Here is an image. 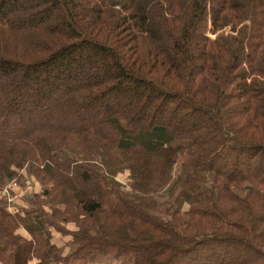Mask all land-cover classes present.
Here are the masks:
<instances>
[{
    "label": "trees",
    "instance_id": "1",
    "mask_svg": "<svg viewBox=\"0 0 264 264\" xmlns=\"http://www.w3.org/2000/svg\"><path fill=\"white\" fill-rule=\"evenodd\" d=\"M25 174L0 264H264V0H0V193Z\"/></svg>",
    "mask_w": 264,
    "mask_h": 264
},
{
    "label": "rangeland",
    "instance_id": "2",
    "mask_svg": "<svg viewBox=\"0 0 264 264\" xmlns=\"http://www.w3.org/2000/svg\"><path fill=\"white\" fill-rule=\"evenodd\" d=\"M108 61H110V60H108ZM92 72L93 71H91V69H89V72L88 73L90 74ZM20 93L23 94V95L30 96V95H28L26 93V90H22V91L20 90ZM30 97H34L33 94ZM53 98H54L53 96L49 97V99L42 104L43 105L42 108L47 107V108L50 109V110L47 109L48 110L47 113H49V112L53 113L54 112V110L52 108L53 107V104H54V102H52V99ZM50 100H51V102H50ZM15 105H17V104H15ZM138 107L139 106H137V108ZM39 111L42 112V110H39ZM44 113H45V111H44ZM171 114H172V109L167 108V110L165 111V117H167V118H165V120L169 119V117H171ZM152 115L153 114L150 113L149 114V117H151ZM159 118H160V116H159ZM160 119L163 120V116H161ZM205 120L206 119H202V121H205ZM17 121H21V120H17ZM148 127H149V124H148V122L146 120L145 122L142 123L141 128L147 130ZM129 175H130V170H126L125 172L120 173L117 178H118L119 181H121L122 183L126 184L130 180ZM42 189H43V184H41L40 181H38L37 179L35 180V178L34 179H30L27 176V174H25L24 177H22L21 179H17L16 178L15 180L9 181L7 184H5L2 187V191H1L0 194L7 201V208H8V210L9 211H13V212H17V210L22 211L23 209H27L29 207V199L33 196L32 194L35 193V192L36 193H40V191ZM187 208H188V205L187 206L185 205V209H187ZM46 209L48 210V207H46ZM187 219L188 218H185L186 221H187ZM69 225H71V226H69ZM67 226H69V228H72V227L74 229L77 228L72 223L67 224ZM55 236L57 237L56 240H58V241H60L63 237H67V240L68 239L70 240V238H71L69 234H63V235L56 234ZM68 246H69L68 248H71V245H68ZM150 250L151 249H149V251ZM69 252L70 251L68 250L67 253H69ZM236 256H238V255L236 254ZM110 257H112V256L111 255H108V258H110ZM125 258H126L125 255H121L120 258L117 259L116 264H122V261L123 260H126ZM185 259H186V257H184V255H183V257L180 256V258H179L178 261H181V260L183 261ZM34 262H37V260H35ZM66 263L67 262H65V261H60L57 264H66Z\"/></svg>",
    "mask_w": 264,
    "mask_h": 264
},
{
    "label": "crops",
    "instance_id": "3",
    "mask_svg": "<svg viewBox=\"0 0 264 264\" xmlns=\"http://www.w3.org/2000/svg\"><path fill=\"white\" fill-rule=\"evenodd\" d=\"M69 226H71V225H69ZM69 226H67V229L68 230H73L72 228H69ZM18 232L23 236V237H25V238H30V235H29V233L24 229V228H19L18 229ZM56 234H60V235H63V234H61V233H58V232H55L54 233V236H53V243H55V244H57L58 246H66L65 247V250H64V254L66 255V254H68L67 253V251L69 250L70 251V248H68L69 246H68V244H69V239L67 240V237H63L60 241H58V240H56ZM116 261H117V259H115V258H113V257H110V258H108V255H106V256H103L101 259H99V260H97V261H95L94 263H92V264H116ZM111 262V263H110ZM66 264H78L77 262H69V263H66Z\"/></svg>",
    "mask_w": 264,
    "mask_h": 264
}]
</instances>
